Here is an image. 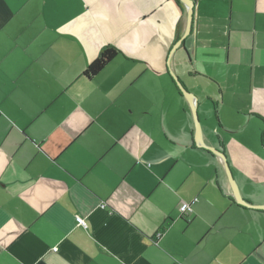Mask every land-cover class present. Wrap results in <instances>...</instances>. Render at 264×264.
I'll use <instances>...</instances> for the list:
<instances>
[{
    "label": "crops",
    "instance_id": "obj_1",
    "mask_svg": "<svg viewBox=\"0 0 264 264\" xmlns=\"http://www.w3.org/2000/svg\"><path fill=\"white\" fill-rule=\"evenodd\" d=\"M178 1L0 0V264H264V212L171 76L264 205V0H192L185 37Z\"/></svg>",
    "mask_w": 264,
    "mask_h": 264
},
{
    "label": "water",
    "instance_id": "obj_2",
    "mask_svg": "<svg viewBox=\"0 0 264 264\" xmlns=\"http://www.w3.org/2000/svg\"><path fill=\"white\" fill-rule=\"evenodd\" d=\"M180 2H182L186 7H187V14H188V18L186 19L187 22H186V31H185V34H184V37L187 36L189 34V32L191 31V26H192V18H193V7H192V4H193V1L192 0H180ZM182 42V40L180 41ZM180 44V43H177L176 46ZM171 76L172 78L174 79V81L176 82V87L179 89V91L181 92V94L183 96H185L187 99H189V101L191 102L192 104V108H193V118H194V131H195V142L198 146H200V148L202 149H205V150H208L210 151L213 155H216L218 157H220L223 161V164H224V170H225V174L227 176V181L229 183V185L231 186L232 190H233V197L235 199V201L237 202L238 205L240 206H247L248 208L252 209V210H260V211H263L264 212V205H261V206H250L249 204H247L244 200H242L240 198V196L238 195V190L234 184V179H233V176H232V173L229 169V165L228 163L226 162V158L225 156L218 150L216 149H213V147H208V146H204L199 138L201 136V132H200V122H199V119L197 117V105L195 103V97L193 95H191L182 85V83L176 78V76H174L172 73H171Z\"/></svg>",
    "mask_w": 264,
    "mask_h": 264
},
{
    "label": "trees",
    "instance_id": "obj_3",
    "mask_svg": "<svg viewBox=\"0 0 264 264\" xmlns=\"http://www.w3.org/2000/svg\"><path fill=\"white\" fill-rule=\"evenodd\" d=\"M177 2L179 1L177 0ZM117 54L118 52L111 47L104 48L99 56L91 63V65L86 68L84 76L87 78H92L95 75H98V73H100L104 67L113 61Z\"/></svg>",
    "mask_w": 264,
    "mask_h": 264
},
{
    "label": "built area",
    "instance_id": "obj_4",
    "mask_svg": "<svg viewBox=\"0 0 264 264\" xmlns=\"http://www.w3.org/2000/svg\"><path fill=\"white\" fill-rule=\"evenodd\" d=\"M196 202V198H194L190 203H185L184 201L181 202V204L179 205V212L184 216L187 213H190L191 210V205L194 204ZM76 222L78 225H80L81 227H85V223L83 222L82 219L77 218L76 217Z\"/></svg>",
    "mask_w": 264,
    "mask_h": 264
},
{
    "label": "rangeland",
    "instance_id": "obj_5",
    "mask_svg": "<svg viewBox=\"0 0 264 264\" xmlns=\"http://www.w3.org/2000/svg\"><path fill=\"white\" fill-rule=\"evenodd\" d=\"M199 119V118H198ZM193 120H194V118H193Z\"/></svg>",
    "mask_w": 264,
    "mask_h": 264
}]
</instances>
